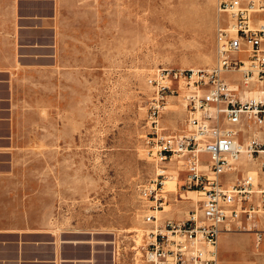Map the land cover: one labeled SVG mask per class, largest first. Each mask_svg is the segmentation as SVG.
Returning a JSON list of instances; mask_svg holds the SVG:
<instances>
[{
    "label": "rangeland",
    "instance_id": "374dc122",
    "mask_svg": "<svg viewBox=\"0 0 264 264\" xmlns=\"http://www.w3.org/2000/svg\"><path fill=\"white\" fill-rule=\"evenodd\" d=\"M63 3L65 16L80 32L79 44L66 48L59 68L32 63L29 75L37 82L19 87L21 113L0 119L5 121L0 126V222L19 224L20 243L23 235L35 234L41 236L33 242L43 244L48 232L78 243L82 248L72 255L84 263L144 264L140 252L150 226L143 217L149 212L139 195L157 168L178 178L170 192L163 186L166 203L160 215L173 204L196 206V200L184 197L194 194L181 188V162L160 163L147 152L148 78L160 67L215 65L216 0ZM251 20L264 25V13H252ZM225 77L240 84L237 73ZM172 88L159 115L166 134L188 129L185 89L178 90L176 83ZM248 130L260 132L264 126L250 124ZM256 137L264 143V135ZM237 168L258 170L252 162ZM229 242L238 263L250 258L251 264H264V240L258 248L244 234L230 236Z\"/></svg>",
    "mask_w": 264,
    "mask_h": 264
},
{
    "label": "built area",
    "instance_id": "2783aa9c",
    "mask_svg": "<svg viewBox=\"0 0 264 264\" xmlns=\"http://www.w3.org/2000/svg\"><path fill=\"white\" fill-rule=\"evenodd\" d=\"M216 9L215 65L160 67L148 78L147 152L160 163L181 162V188L198 199L183 220L157 216L166 203L161 193L167 176L157 168L139 195L149 212L143 217L150 226L140 252L144 264H218L221 233H253L257 247L264 235V143L248 130L250 124L264 126V101L242 100L244 90L225 77L238 73L242 87L264 82V25L251 22L264 0H216ZM173 83L185 89L189 129L166 134L159 115L168 93L175 92ZM245 162L258 170L237 168Z\"/></svg>",
    "mask_w": 264,
    "mask_h": 264
},
{
    "label": "crops",
    "instance_id": "0c3cea01",
    "mask_svg": "<svg viewBox=\"0 0 264 264\" xmlns=\"http://www.w3.org/2000/svg\"><path fill=\"white\" fill-rule=\"evenodd\" d=\"M63 1L0 0V119L4 113H21L19 87L37 82L29 75L32 63L59 68L67 55L66 48L79 44L80 32L72 19L65 16ZM16 10L22 13L16 14ZM41 10L45 13L35 14ZM262 90L264 87L256 88L258 94ZM4 122L1 120L0 126H4ZM3 133L0 130V135ZM258 134L261 137L264 131ZM178 207L173 204L171 210L160 215L161 219H185L189 207ZM19 229H22L19 224L0 222V264H90L72 255L82 248L78 243H68L51 232L42 235L46 239L43 244L33 242L35 237L41 236L35 234L23 235L26 240L20 243ZM239 234L252 236L256 241L253 233H221L218 264H240L229 242L230 236ZM262 240L264 235L260 245ZM251 263L250 258L244 261V264Z\"/></svg>",
    "mask_w": 264,
    "mask_h": 264
},
{
    "label": "bare ground",
    "instance_id": "6f19581e",
    "mask_svg": "<svg viewBox=\"0 0 264 264\" xmlns=\"http://www.w3.org/2000/svg\"><path fill=\"white\" fill-rule=\"evenodd\" d=\"M255 13H264V9H260L258 12H255ZM233 74H235V73H233ZM238 74V73H237ZM239 77H240V75H239ZM240 84H235L234 83V88H236V86H240L241 85V78H240V82H239ZM242 86V85H241ZM248 87H252L253 88V90H247L248 89ZM248 87H244L243 86V90H244V92H242V94H241V99L242 100H245V99H254V100H256V101H258V100H260V95L262 94V95H264V90H262L261 91V93H257V91H256V88L257 87H264V82H261V83H259V84H257V83H252L251 85H249ZM242 90V91H243ZM245 94H246V96H245ZM252 96L251 98H249V96ZM262 101H264V99H261ZM187 128L189 129V125H187ZM253 133V134H252ZM258 134V132H256V131H251V135H254V136H256ZM165 173V172H164ZM168 178V180H166ZM178 181V178H177V176H175V181ZM175 181L173 180V178L172 177H169V176H165V180H164V185H165V187L167 188L166 189V191L164 190V192H170L171 191V188L174 186V183H175ZM188 193H193L194 194V196H189V195H185L184 197H185V199H192L193 201L194 200H197L198 199V197H197V194L195 193V192H193V191H189ZM165 207V206H164ZM162 212V211H161ZM158 214L160 215V212H158L157 213V216H158ZM147 230V229H146ZM146 230H145V233H146ZM142 235H144V234H142ZM138 245H141V242H139V240H138Z\"/></svg>",
    "mask_w": 264,
    "mask_h": 264
}]
</instances>
